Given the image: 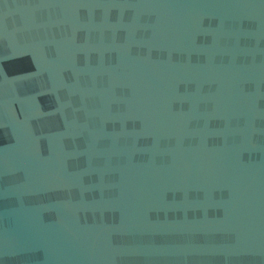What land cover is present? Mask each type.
<instances>
[{
  "label": "water",
  "instance_id": "1",
  "mask_svg": "<svg viewBox=\"0 0 264 264\" xmlns=\"http://www.w3.org/2000/svg\"><path fill=\"white\" fill-rule=\"evenodd\" d=\"M0 264H264V0H0Z\"/></svg>",
  "mask_w": 264,
  "mask_h": 264
}]
</instances>
